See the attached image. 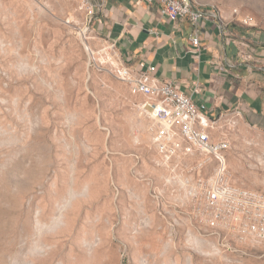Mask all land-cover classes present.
I'll return each instance as SVG.
<instances>
[{"label": "rangeland", "instance_id": "rangeland-1", "mask_svg": "<svg viewBox=\"0 0 264 264\" xmlns=\"http://www.w3.org/2000/svg\"><path fill=\"white\" fill-rule=\"evenodd\" d=\"M264 30V0H200ZM77 0H0V264H264V243L181 216L148 121ZM233 181L264 192V130L240 122ZM213 169L209 166L206 172Z\"/></svg>", "mask_w": 264, "mask_h": 264}, {"label": "built area", "instance_id": "built-area-1", "mask_svg": "<svg viewBox=\"0 0 264 264\" xmlns=\"http://www.w3.org/2000/svg\"><path fill=\"white\" fill-rule=\"evenodd\" d=\"M77 1L90 15L89 21L79 26L82 37L86 41L97 37L101 43L99 49L96 45L90 48L91 54L103 55L109 73L127 84L138 99L137 111L148 121L156 163L167 171L169 191L175 196L173 205L182 213L171 221H192L210 235L221 237L225 232L238 243H264V192L235 183L227 167L226 152L243 110L236 107L210 116L194 100L200 89L198 81L193 92L186 94L174 81L123 63L115 43L102 39L94 29V21L103 22L97 12L100 5L92 0ZM145 1L159 2L161 13L170 20H188L193 27L191 42L198 52V29L204 20L217 21L222 28L228 24L218 11L204 8L200 0ZM234 13L233 20L251 23L249 15L240 14L238 9ZM209 166L213 169L206 172Z\"/></svg>", "mask_w": 264, "mask_h": 264}, {"label": "crops", "instance_id": "crops-1", "mask_svg": "<svg viewBox=\"0 0 264 264\" xmlns=\"http://www.w3.org/2000/svg\"><path fill=\"white\" fill-rule=\"evenodd\" d=\"M103 22L95 31L115 43L123 63L176 82L201 110L216 117L236 107L240 122L264 130V30L204 20L199 26L201 51L191 42L186 19L170 20L160 3L145 0H92ZM144 63L145 66H141Z\"/></svg>", "mask_w": 264, "mask_h": 264}]
</instances>
